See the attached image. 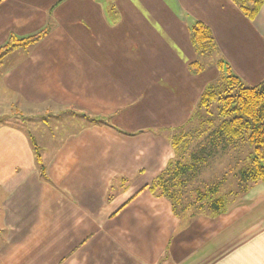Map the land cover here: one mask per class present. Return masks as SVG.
Returning <instances> with one entry per match:
<instances>
[{
  "label": "crops",
  "instance_id": "0c3cea01",
  "mask_svg": "<svg viewBox=\"0 0 264 264\" xmlns=\"http://www.w3.org/2000/svg\"><path fill=\"white\" fill-rule=\"evenodd\" d=\"M196 22L209 57L191 44ZM45 30L0 67V107L28 120L44 109L35 141L0 121V264H264V185L186 222L146 188L219 61L247 87L264 82V4L249 21L232 0H0V47Z\"/></svg>",
  "mask_w": 264,
  "mask_h": 264
},
{
  "label": "trees",
  "instance_id": "16d2710c",
  "mask_svg": "<svg viewBox=\"0 0 264 264\" xmlns=\"http://www.w3.org/2000/svg\"><path fill=\"white\" fill-rule=\"evenodd\" d=\"M232 2L249 21L255 19L264 4V0ZM46 34L47 30L24 39L11 36L0 47V67L10 53L38 43ZM190 38L197 55L209 57L216 52L213 36L202 23L196 22L191 26ZM218 67L223 71V77L204 89L186 126L174 131L170 140L174 157L163 173L146 187L154 197L168 200L175 216L185 222L225 214L231 200L247 192L252 185H264V82L247 87L223 61H219ZM202 71L203 66L199 62L189 66V72L193 75ZM92 123L101 121L92 120ZM194 124L198 127L195 134L206 133V145L199 147L197 152L190 151L194 135L186 131ZM217 150L221 155L232 157L231 161L236 158L228 176L236 180L237 191L223 195L221 189L226 180L222 178L203 190H196L191 205L181 206V196L188 178L198 175ZM236 153L242 157H237ZM35 155L41 176L45 179L44 167L36 149Z\"/></svg>",
  "mask_w": 264,
  "mask_h": 264
},
{
  "label": "rangeland",
  "instance_id": "374dc122",
  "mask_svg": "<svg viewBox=\"0 0 264 264\" xmlns=\"http://www.w3.org/2000/svg\"><path fill=\"white\" fill-rule=\"evenodd\" d=\"M29 109H31L30 112H32V116L29 118L30 120H28L26 116H22L19 118L11 116L13 113L11 114L9 112L7 106L0 107V121L5 120L7 118L11 119L9 123H13V124L18 125L20 127H23L27 131L29 130L30 133L33 135V140L34 139L37 140V137H35L36 134L33 132L34 129L32 130L31 126H32L33 122L34 123L39 122L38 120H40V116H44L43 114H41V112H43L44 109L43 108H30V107H29ZM50 110L53 111L52 113L64 112L63 110L56 108V107H52V108H50ZM27 112H29V111H27ZM5 114H7L8 116H4ZM43 118H45V117H43ZM50 118L51 117L48 118L47 122L50 121L48 123L50 124V126H52V124H54V122ZM68 124H69V126H68ZM68 124H67V127H65V124H63L62 129H61L62 133L66 132V130L69 131V129L75 128V125L73 124V122L68 123ZM50 126H49V128L51 130ZM196 130H198V127L195 124L191 125L190 127H188L186 129L187 132H189L191 135H194V140L191 142V146H190V151H192V152H197L199 147H201V146L204 147L206 145V142L204 140L206 133L204 132L203 134L197 135V134H195ZM47 132L49 133V136H52L51 134L57 135L55 132H50L49 130ZM198 134H199V132H198ZM36 145L37 144L35 142V146ZM243 151H244V149L241 150V152L243 154V158H244L245 154L243 153ZM219 154L220 153H218V150H217L215 152L214 156L209 159L207 165L199 171L198 175L188 178V181L186 182V186L182 192V196H181L182 201L180 204L181 206L185 207L186 205H191L194 201V196H195L196 190H203L202 188H206L207 186H210L211 184H213L217 181H220L222 178H223V180H224V178L226 180L225 184L223 185V187L221 189V192L223 193V195L227 194V192H229V191H232V192L237 191L236 180L231 179L230 175L228 176L229 171L233 167L232 165H233V162L236 160V158H234L231 161L232 157L226 156V155H221V154L219 155ZM234 155H235V153H234ZM236 156L239 158L242 157V155L239 153H236ZM237 197H236V199H233L230 201V203L227 206L228 210L232 207L233 203L235 204L239 201V198L237 199ZM177 210H178V212H180L181 207L178 208ZM180 215H182V214H180ZM257 217H258V215H257Z\"/></svg>",
  "mask_w": 264,
  "mask_h": 264
}]
</instances>
